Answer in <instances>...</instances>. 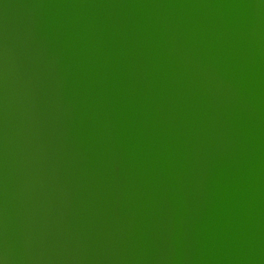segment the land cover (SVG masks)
<instances>
[{
	"label": "bare ground",
	"instance_id": "6f19581e",
	"mask_svg": "<svg viewBox=\"0 0 264 264\" xmlns=\"http://www.w3.org/2000/svg\"><path fill=\"white\" fill-rule=\"evenodd\" d=\"M0 27L1 104L50 99L0 114V264H264V0H0ZM53 47L82 93L41 91Z\"/></svg>",
	"mask_w": 264,
	"mask_h": 264
},
{
	"label": "water",
	"instance_id": "95a60500",
	"mask_svg": "<svg viewBox=\"0 0 264 264\" xmlns=\"http://www.w3.org/2000/svg\"><path fill=\"white\" fill-rule=\"evenodd\" d=\"M9 31L12 32L13 31V28H11ZM2 33H4V35L7 34L5 27H0V39L2 37ZM47 34L49 35L48 32H47ZM35 37H36V35H35ZM51 37H52V35H51ZM5 38L7 39V37H5ZM15 38L17 39V41H21L18 37H15ZM38 38L39 37L37 36L36 39H38ZM36 39H33L29 44L32 45V46L34 44L37 45L41 40H36ZM40 43H43V42H40ZM58 44H59V42H56L57 48L60 47V45H58ZM19 45H21V44H19ZM32 48H34V47H32ZM57 48L56 47H53L52 49H49L48 50L49 51L48 52L49 58L47 56V59L48 60L47 61H42L44 64L43 63H39L37 61V67H39L40 69H44L46 71L47 76H48L45 79H43L38 74L36 75L37 76L36 79L39 81L38 84H39L40 87H42L41 91H43L46 88L48 90H50L51 88L50 87H46V86L48 84H50L49 81L52 80L51 83L56 84V86L58 88H60V86L61 87H65L63 89V91H64L65 94L66 93H69V92H74L75 93L76 91H79V90L82 93V91L84 90V87H83V84H81V82L84 83V85H85L86 81L87 82H89V81H93L94 82L95 80H92L90 76H87V75L86 76H83L82 75L84 73V70L87 69L86 67L83 70H81V71L74 70V71H78V73H76V74H78L80 76V78H82L81 81H80L81 86H79V83H78L77 79L74 78V77H72V75L69 76L67 74V72L63 71V67H62V66H66L65 68H70L71 69L72 68L71 66H76L78 63L75 60H73V59H68L66 56H63V55L58 54ZM3 66L4 65H2V63H1V66H0V74H2L4 72L3 71L4 68H7V66H4V67ZM14 66L15 67H13V68L17 69V72H18L17 75H19L20 72L22 71L21 70V67H20V66H22V64L20 62H18ZM52 66H53V68H52ZM54 66H57V67L54 68ZM85 66H87V65H85ZM53 73H54V75H53ZM262 75H264V73ZM263 78H264V76H263ZM26 81H28V80H26ZM21 82H22L21 80L13 81V87H15V93L17 94V96L16 97L13 96V95H8V97L5 96V99H8L9 100V108L5 107L4 104H1V101H0V109L3 110L2 113L0 112V114H3L4 119L6 121L5 123H7V125H9V127H10L11 125L9 123V120L11 118L8 117V114H9V112L12 113L13 110L15 109L16 111H19V113L21 115H23V118H26L25 121H26V123H27L28 126H32L33 128H36L37 126H35L33 123H28V121H30L29 114L30 113H36L37 111H39L40 113H42L40 116H42V118L45 121H49L45 117V114H44L45 113V106L46 105H44L43 102H47V101L50 102V99H49V97L46 96V94H43L42 92L36 91L35 88L33 86H31L33 84V82L30 80L28 82V84L31 87V89H30L31 90L30 97L35 96L39 100L38 103L33 102L32 100H30L23 93L22 86H21ZM95 85L96 84H94V85L93 84H88V89H93ZM66 87H67V90H66ZM73 87L76 88L74 91L72 90ZM3 91L6 92L5 90H3ZM51 91H52V95H55V92L53 90H51ZM59 92L61 93L62 91L59 90ZM69 97H70V95H68L66 98H69ZM262 98L264 99V90L262 91ZM64 99L60 98V102L59 103H62ZM18 100H21L22 101V104H25V105L28 104V107L27 108L21 107V105L19 104ZM127 102H128V100H127ZM71 104L72 103L70 102V105ZM263 104H264V102H263ZM35 105H37V106H35ZM128 105H130L131 112H133V109H132L131 104L129 103ZM128 113H129V110L127 111V114ZM130 116H132V114H130ZM59 119H61V117ZM18 127L19 126L15 127V128L17 129ZM29 149H30V147H29ZM41 151H44V150H41ZM109 155H111V153H109ZM3 190H5V189H3ZM5 192H6V190H5ZM5 243L6 242L3 241V243H0L1 244L0 246L1 247H4L5 246ZM2 253H3L4 256L6 255V252L4 250L2 251ZM5 260L8 261L9 258L4 259V261Z\"/></svg>",
	"mask_w": 264,
	"mask_h": 264
}]
</instances>
